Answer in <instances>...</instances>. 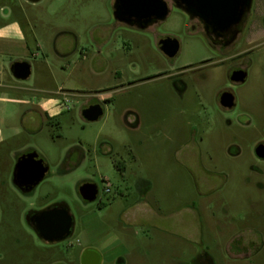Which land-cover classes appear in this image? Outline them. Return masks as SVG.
<instances>
[{
    "label": "rangeland",
    "instance_id": "obj_1",
    "mask_svg": "<svg viewBox=\"0 0 264 264\" xmlns=\"http://www.w3.org/2000/svg\"><path fill=\"white\" fill-rule=\"evenodd\" d=\"M164 1L167 18L144 30L114 19L115 0L36 2L50 15L45 27L66 33L65 58L52 59L63 72L47 81L61 115L46 125L35 113H0V264H79L82 248L100 264H264V160L255 154L264 145V20L252 15L243 43L218 54ZM254 5L253 14L264 0ZM164 37L179 43L174 59L159 50ZM235 69L244 83L230 82ZM224 92L232 111L219 105ZM92 105L103 114L87 122ZM24 151L48 167L30 194L12 183ZM87 183L93 202L78 192ZM138 202L165 220L136 212ZM51 206L73 221L54 244L28 224Z\"/></svg>",
    "mask_w": 264,
    "mask_h": 264
},
{
    "label": "water",
    "instance_id": "obj_2",
    "mask_svg": "<svg viewBox=\"0 0 264 264\" xmlns=\"http://www.w3.org/2000/svg\"><path fill=\"white\" fill-rule=\"evenodd\" d=\"M36 3L40 0H27ZM252 0H172L176 9L182 10L190 19L199 18L205 24V29L212 27L214 31H223L242 21L243 16L250 10ZM169 14V7L164 0H115L114 19L129 27L144 30L156 22L164 21ZM159 50L167 59H173L178 55L179 43L175 39L163 38ZM16 79L25 80L30 75V66L27 63H16L12 68ZM246 73L235 71L231 74L230 81L243 83ZM219 105L223 109H232L235 106L234 98L230 93H222L219 96ZM102 109L99 105H92L82 111V117L87 122L98 121L102 117ZM257 157L264 159V146L256 148ZM38 155L33 152L23 156L17 163L22 169H27L33 175L31 184L37 186L48 172ZM24 167V168H23ZM83 201L93 202L96 199L97 189L93 184H83L78 189ZM38 232L45 240H52L47 233L58 231L54 236L56 240L69 238L72 234V219L66 211H42L36 218ZM101 257L92 250L84 251L81 264H100Z\"/></svg>",
    "mask_w": 264,
    "mask_h": 264
},
{
    "label": "crops",
    "instance_id": "obj_3",
    "mask_svg": "<svg viewBox=\"0 0 264 264\" xmlns=\"http://www.w3.org/2000/svg\"><path fill=\"white\" fill-rule=\"evenodd\" d=\"M49 16L41 5L27 0L0 4V113L57 114V100L47 81L52 79L54 71L57 77L63 72L61 65L53 70L52 59L54 56L59 63L65 58L61 39L66 33L59 31L58 25L55 32L46 28ZM23 62L30 66V75L19 80L12 68ZM29 128L24 126L26 130ZM132 208L145 215L151 213L154 222L165 220L147 209L144 202ZM128 211L124 215H130Z\"/></svg>",
    "mask_w": 264,
    "mask_h": 264
},
{
    "label": "flooded vegetation",
    "instance_id": "obj_4",
    "mask_svg": "<svg viewBox=\"0 0 264 264\" xmlns=\"http://www.w3.org/2000/svg\"><path fill=\"white\" fill-rule=\"evenodd\" d=\"M254 3H255V0H252L251 1L250 10L243 16V19H242V21L240 23L234 24V25L230 26L229 28H227V29H225L223 31H214L212 29V27H209L208 30H207V29H205L204 22L202 20H200L199 18L190 19L182 10L177 9V11L181 12L182 14H184L188 18L189 23H190V30H191V33L193 35H198L202 39H204L205 42L211 48V50H213L214 52H216L218 54H225L229 49L233 48L235 44L240 46L243 43L245 32H246V23L248 22L249 18L252 15H254L253 17H255L256 21H258L260 23H261V21L264 20V6H262L261 8L258 9V11H260V12H258V13L256 12L255 14H253L254 7H255ZM172 5H173V2H172ZM173 7H174V5H173ZM159 23H161V22H156V23H154L152 25H157ZM164 38H171V37H164ZM171 39H174V38H171ZM161 40L158 43V47L160 46ZM169 60H171V59H169ZM235 71H243V70L242 69H235L233 72H235ZM230 77H231V75L229 76V80H230ZM231 83L232 84H242V83H234V82H231ZM227 93H229V92H227ZM218 102H219V99H218ZM234 103H235V100H234ZM233 108L232 109H223L222 108V109L224 111L228 112V111H232ZM60 115H61V113H57L55 115H49L47 113H45V114L35 113V115L33 117V120H34V118L35 119L37 118V119L41 120L42 122H44L46 125H49L51 123L52 119H54V118H56V117H58ZM258 146H264V145L262 144V145H258ZM33 152L34 151H24L22 153H19V155L15 159L16 161H15V164L13 166L12 183H13L14 187L22 194H30L35 189L36 186H33L31 184V180L33 179V175L31 173H28L29 171L27 169H22L23 172L20 173L21 168L19 166H17V163L23 156H27L28 154H31ZM255 154H256V149H255ZM256 157H257V155H256ZM257 158L260 159V160H264V159H261L259 157H257ZM37 159H40V157L38 156ZM46 174H45V176H46ZM45 176H44V178H45ZM44 210H46L48 212H50V211H54V212L66 211L68 216H70L69 212L63 206H51V207H47V208L43 209L42 211H44ZM42 211H39V212H36V213H31L30 216L28 217V224L35 231V233L38 236V238L41 241H43L45 243H48V244H54V243H58V242H61V241H64V240L68 239V238L63 239V240L54 239V236L57 235L58 231H52V232H48L47 233L48 237H52L51 241L45 240L44 238H42L40 236V234L38 232V223L36 221V218L39 216V214ZM72 227H73V221H72ZM71 230H72V228H71ZM74 248L75 247L72 244H70L68 246V251H74ZM86 250L95 251L92 248H82V249H80L78 251V254H77V261H78L79 264H81V257L83 255L84 251H86ZM96 253H98V252H96ZM54 264H65V263H60L59 262V263H54ZM67 264H72V263L69 262Z\"/></svg>",
    "mask_w": 264,
    "mask_h": 264
}]
</instances>
